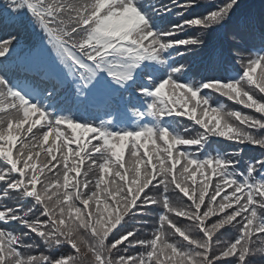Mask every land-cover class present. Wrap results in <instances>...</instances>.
Masks as SVG:
<instances>
[{
  "label": "snow or ice",
  "instance_id": "1",
  "mask_svg": "<svg viewBox=\"0 0 264 264\" xmlns=\"http://www.w3.org/2000/svg\"><path fill=\"white\" fill-rule=\"evenodd\" d=\"M0 264H264V0H0Z\"/></svg>",
  "mask_w": 264,
  "mask_h": 264
},
{
  "label": "trees",
  "instance_id": "2",
  "mask_svg": "<svg viewBox=\"0 0 264 264\" xmlns=\"http://www.w3.org/2000/svg\"><path fill=\"white\" fill-rule=\"evenodd\" d=\"M245 3H254V4H259L260 0H244ZM245 55H247V53H245ZM245 111H249V110H245ZM257 153L255 151L252 152H248L247 155H256Z\"/></svg>",
  "mask_w": 264,
  "mask_h": 264
},
{
  "label": "rangeland",
  "instance_id": "3",
  "mask_svg": "<svg viewBox=\"0 0 264 264\" xmlns=\"http://www.w3.org/2000/svg\"><path fill=\"white\" fill-rule=\"evenodd\" d=\"M193 34H195V33H193ZM223 101V100H222Z\"/></svg>",
  "mask_w": 264,
  "mask_h": 264
}]
</instances>
